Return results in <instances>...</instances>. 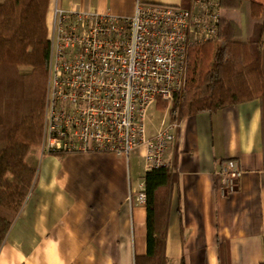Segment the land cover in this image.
<instances>
[{"label": "crops", "instance_id": "0c3cea01", "mask_svg": "<svg viewBox=\"0 0 264 264\" xmlns=\"http://www.w3.org/2000/svg\"><path fill=\"white\" fill-rule=\"evenodd\" d=\"M137 1L52 0L51 9L131 15ZM241 1L222 0L223 31L228 21L240 28L252 24ZM167 158L176 182L164 264H264L261 101L180 119L179 138ZM26 161L37 170V182L0 249V264H135L137 255L147 253L145 203L136 198L146 173L144 149L59 156L34 147ZM229 161L242 176L238 189L223 196L221 171Z\"/></svg>", "mask_w": 264, "mask_h": 264}, {"label": "built area", "instance_id": "2783aa9c", "mask_svg": "<svg viewBox=\"0 0 264 264\" xmlns=\"http://www.w3.org/2000/svg\"><path fill=\"white\" fill-rule=\"evenodd\" d=\"M52 23L43 150L129 155L142 148L146 172L171 169L177 110L152 133L148 112L182 96L190 48L222 38V0L187 7L138 0L131 15L55 5ZM241 176L227 162L221 195L236 191ZM136 198L145 203L144 182Z\"/></svg>", "mask_w": 264, "mask_h": 264}, {"label": "trees", "instance_id": "16d2710c", "mask_svg": "<svg viewBox=\"0 0 264 264\" xmlns=\"http://www.w3.org/2000/svg\"><path fill=\"white\" fill-rule=\"evenodd\" d=\"M51 4L52 0H0V249L37 182V170L26 157L43 144ZM241 6L252 20L251 34L243 37L238 24L228 21L221 39L190 48L184 95L180 105L172 107H179L180 119L259 99L264 124V0H242ZM167 107V102H157L158 109ZM175 182L172 168L153 169L144 175L147 253L137 255L135 264L165 262Z\"/></svg>", "mask_w": 264, "mask_h": 264}, {"label": "rangeland", "instance_id": "374dc122", "mask_svg": "<svg viewBox=\"0 0 264 264\" xmlns=\"http://www.w3.org/2000/svg\"><path fill=\"white\" fill-rule=\"evenodd\" d=\"M50 11H51V15H50L49 22H48V25H49V33L51 32L50 29L52 28V24H53L52 23V21H53V9H50ZM250 28H251V23L248 24V25L243 24V26L241 27L243 37H247L249 33L251 34V29ZM184 90H185V88H184ZM183 95H184V91H183L182 96L179 97V100L173 102L172 105H171V107H167L166 109H158L157 108V104H156L155 109H151L148 112V116H147V128H148V131L150 133L154 132V131H150V130L151 129H155V127H157L159 125V123H161L162 121L174 120L175 119V115H173L174 114L173 111L177 110V113H178L177 116L179 118V107L178 108H175V107L172 108V107H173V105L175 103L180 105L181 100L183 98ZM42 143H43V141H42ZM40 148H42V147H40ZM131 152H133V151H131Z\"/></svg>", "mask_w": 264, "mask_h": 264}]
</instances>
